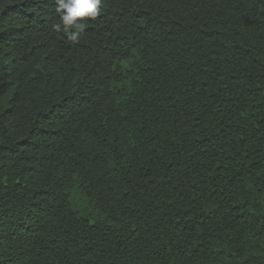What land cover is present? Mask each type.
Segmentation results:
<instances>
[{
  "label": "trees",
  "instance_id": "trees-1",
  "mask_svg": "<svg viewBox=\"0 0 264 264\" xmlns=\"http://www.w3.org/2000/svg\"><path fill=\"white\" fill-rule=\"evenodd\" d=\"M0 0V264H264V0Z\"/></svg>",
  "mask_w": 264,
  "mask_h": 264
},
{
  "label": "clouds",
  "instance_id": "clouds-1",
  "mask_svg": "<svg viewBox=\"0 0 264 264\" xmlns=\"http://www.w3.org/2000/svg\"><path fill=\"white\" fill-rule=\"evenodd\" d=\"M56 12L60 14V24H56L57 29L61 24L65 29H71L68 39L77 42L84 32V18L95 19L100 15L103 0H55Z\"/></svg>",
  "mask_w": 264,
  "mask_h": 264
}]
</instances>
